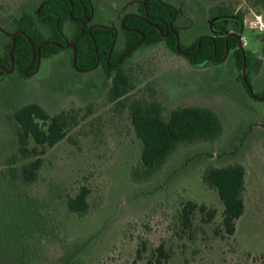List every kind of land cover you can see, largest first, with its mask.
<instances>
[{"label": "rangeland", "instance_id": "374dc122", "mask_svg": "<svg viewBox=\"0 0 264 264\" xmlns=\"http://www.w3.org/2000/svg\"><path fill=\"white\" fill-rule=\"evenodd\" d=\"M39 1L0 0V29L6 28L2 16L15 20L33 13ZM138 1L91 0L92 21L118 28L123 14L137 11ZM163 1L179 11L175 25L182 45L208 33L210 6L225 4L242 11L246 79L262 94L264 83L254 82L262 81L264 67L262 75L253 73L250 53L264 59V0L255 6L254 0ZM73 30L68 22L66 36ZM4 42L0 33V45ZM122 47L118 38L116 49ZM40 63L32 75L0 80V168L17 148L7 117L19 106L36 102L50 114L65 113L68 127L63 140L40 154L37 181L15 188L34 209L21 207L32 222L20 234L13 232L19 223L15 190L0 176V264H62L68 255L73 256L66 264H264V99L244 93L237 77L242 68L233 55L195 67L161 42L143 45L126 59L123 68L135 81L127 98L156 100L164 117L179 106L209 107L223 123L216 141L178 145L163 167L141 182L131 177L139 162L140 140L127 107L108 99L110 78L103 68L75 71L65 50ZM232 162L245 168V207L228 235L222 231L223 205L203 184L201 174L209 164ZM80 185L89 190L90 208L84 215L68 212L65 204ZM186 199L214 209L215 217L206 223L197 213L192 225L183 227L179 210ZM160 245L168 258L158 263Z\"/></svg>", "mask_w": 264, "mask_h": 264}, {"label": "trees", "instance_id": "16d2710c", "mask_svg": "<svg viewBox=\"0 0 264 264\" xmlns=\"http://www.w3.org/2000/svg\"><path fill=\"white\" fill-rule=\"evenodd\" d=\"M261 2L263 3V0H254L251 5L255 6ZM175 8L163 0H140L137 11L125 13L120 17L116 31L112 25L104 23L91 25L86 22L88 16L95 15V7L91 0H40L36 12L23 13L15 21L16 30L19 32L15 34L13 45L10 41L8 48L0 56V63L8 68L12 59L15 68L21 72L31 61V45L35 50L40 45L39 53L43 58L52 57L62 50L68 52L71 66L75 71L85 73L102 67L110 78L108 99L127 107L133 131L140 140L139 162L131 170L132 180L145 181L163 167L178 145L216 141L222 135L223 123L209 107L179 106L171 109L168 116L164 117L162 106L156 100L127 98L128 93L135 87V81L132 74L123 68L126 59L143 45L162 42L173 52H176L178 43L181 51L194 53V56L187 60L195 67H206L216 63V59L224 55L226 47L229 50L234 49L238 69H241L243 62L235 38L231 37L226 42L224 37V33L229 29L228 24L235 23V20H230L231 16L238 20V25H234L235 29L242 31V11L235 12L233 7L225 4L210 6L208 25L220 35L213 40L202 38L199 43L196 39L182 45L178 40L179 30L175 25L178 16ZM213 18L218 19L209 24ZM68 22L73 23L74 29L70 37L65 34ZM42 28L46 29V34ZM118 38L123 43L119 51L116 49ZM45 40L52 42L42 44ZM68 43L75 48L74 66L72 48L64 49ZM131 46L133 47L122 55ZM247 61L246 56V64ZM34 65L35 60L31 69ZM68 120L65 113L50 114L36 102L19 106L7 117L17 148L14 153L5 156V166L0 168V176L6 180L8 188L14 189L16 193L13 195L17 201L15 209L19 223L15 224L13 232L20 234L19 232L31 226V218L26 211L21 210V207L34 211L29 199L15 188L28 187L37 181L42 166L40 154L45 148L52 147L64 139ZM201 180L207 188L217 193L223 205L222 231L228 235L233 234L236 220L243 214L245 207L242 196L245 185L243 164L239 162L220 166L209 164L204 168ZM88 194L86 185H80L73 193L68 194L65 201L68 212L76 215L86 214L90 208ZM197 213L201 215L202 222L206 223L215 217L214 209L192 199H186L181 203L179 210L183 227H190L192 217ZM156 250L159 251L160 257L157 259L158 263H161V257L168 258V253L163 252L161 245ZM71 256L73 255L66 256L62 264L70 263Z\"/></svg>", "mask_w": 264, "mask_h": 264}, {"label": "flooded vegetation", "instance_id": "af4514ba", "mask_svg": "<svg viewBox=\"0 0 264 264\" xmlns=\"http://www.w3.org/2000/svg\"><path fill=\"white\" fill-rule=\"evenodd\" d=\"M37 7H38V5H37ZM37 7L34 9L33 13L36 12ZM178 12H179L178 9L175 8V13H178ZM25 13H28V12H25ZM20 16H22V14ZM94 17H95V15H92L91 14L90 16L87 17L86 22L88 24H91V25H93L94 23H101V22H94V21H92ZM229 18H230V20H235L234 21L235 22L234 23L235 26L238 25V20L234 16H231ZM6 19H8V18H6L5 16L4 17L2 16V20H3L4 25H5L6 28L3 27V29H0V33L5 37V42L0 45V56L8 48L10 41H11V44L13 45L15 34L17 32H19V30H16V25H15V21L17 20V18L14 20L13 16H11L10 17L11 20H9V19L6 20ZM100 25H102V24H100ZM107 25H109V24H107ZM234 25L231 22L228 24V28L229 29L227 30V32L224 33V37H225V41L226 42L231 37L232 38H235L236 43H237L236 46L238 48V38L239 37L242 38V35H241V32L239 30L235 29ZM38 26H39V24H38ZM113 27L117 31L118 28H116L115 26H113ZM208 30H209L208 33L201 34V35L197 36L194 40L197 39V42L199 43V41L202 38H207V39L213 40L214 37H216L217 35H220V34L215 33L209 25H208ZM260 39H261V45H262V49L261 50H263V52H264V35H261L260 36ZM51 42L52 41L45 40L42 44L51 43ZM244 44L245 43L243 41V47H244ZM12 45H11V48H12ZM243 47L242 48H238V50L240 51V53L242 55V60H243L242 67H243V63L245 65V67H246V62H245L246 50ZM31 48H32L31 61L29 62V64L21 72H19L15 68V65H14L13 61H12V65L10 64V67H8V68L5 67V66H3L0 63V80H2V78H5L7 76L16 75V74H19L20 76L32 75L35 71L38 70V68H39V66L41 64L40 62L42 60H44V59H47V58H43V57L40 56V53H39L40 45L37 47L36 50L34 49L33 45H31ZM68 48H70V47H67V48L64 47V49H68ZM131 48H132V46L130 48L126 49L125 52L122 55H124L125 53H127ZM175 53H178L179 55L183 56L186 60H187V58H191V57L194 56V53H191L189 51H181L180 49L179 50L176 49V52ZM10 54H11V49H10L9 55ZM229 54L233 55V57H234V49L229 50L226 47L225 52H224V55L221 58H217L216 59V62H221ZM250 55H251L250 62L253 63V66H254L253 67V73H255V74L260 73V75H262V72H260V71L262 69L261 67H264V59L261 56H258V55L254 54L252 52L250 53ZM34 60H35V65H34V68L31 69V65H32V63H33ZM188 63L190 64L189 61H188ZM245 70H244V74L241 72V73H239L237 75V77H238V79H239V81L241 83V86L243 88L244 93L247 96H249V97H251L253 99H256V100H262V99H264V90H263L262 94H257V93H255L253 91V88H252L251 83L248 82V80L246 79V75L247 74H246V71ZM77 71L78 72H83V71H80V70H77ZM257 81H259V82H254V83H259V84L260 83H264V76L262 78V81H260V79H258Z\"/></svg>", "mask_w": 264, "mask_h": 264}, {"label": "water", "instance_id": "95a60500", "mask_svg": "<svg viewBox=\"0 0 264 264\" xmlns=\"http://www.w3.org/2000/svg\"><path fill=\"white\" fill-rule=\"evenodd\" d=\"M144 1V0H143ZM216 19H218V18H213V19H211L210 21H209V24H212L213 23V21H215ZM134 46V45H133ZM132 46V47H133ZM65 48H67V47H71L72 48V54H73V61H72V64L74 65V62H75V48H74V46L71 44V43H68V44H66L65 46H64ZM243 47V40H242V38H238V48H242ZM176 49L177 50H179V48H178V43H177V45H176ZM10 56H11V54H10ZM11 65H12V60H11ZM244 70H245V65H244V63H243V67H242V73L244 74Z\"/></svg>", "mask_w": 264, "mask_h": 264}, {"label": "built area", "instance_id": "2783aa9c", "mask_svg": "<svg viewBox=\"0 0 264 264\" xmlns=\"http://www.w3.org/2000/svg\"><path fill=\"white\" fill-rule=\"evenodd\" d=\"M262 28H263V25L261 24V26H259V30L261 31V30H262Z\"/></svg>", "mask_w": 264, "mask_h": 264}]
</instances>
